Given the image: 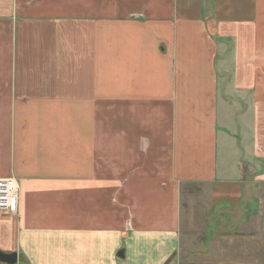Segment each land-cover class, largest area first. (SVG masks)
Listing matches in <instances>:
<instances>
[{"label": "crops", "instance_id": "crops-1", "mask_svg": "<svg viewBox=\"0 0 264 264\" xmlns=\"http://www.w3.org/2000/svg\"><path fill=\"white\" fill-rule=\"evenodd\" d=\"M259 56L264 0H0V179L20 184L0 249L256 264L264 127L241 120L264 100Z\"/></svg>", "mask_w": 264, "mask_h": 264}, {"label": "rangeland", "instance_id": "rangeland-1", "mask_svg": "<svg viewBox=\"0 0 264 264\" xmlns=\"http://www.w3.org/2000/svg\"><path fill=\"white\" fill-rule=\"evenodd\" d=\"M207 1H208V3H210V0H207ZM263 62H264L263 61V57H260L259 56L256 59V63L258 65L259 69L261 68L260 69L261 72L264 73V65L263 66H260V63L262 65ZM252 103H247V108H246V110H247L246 113L247 114L245 115V119H242V120L240 118L239 119L241 120V124H242L243 128L244 127H247V126L250 125L249 123H251V122H253L255 120V119H253V113L254 112H257L256 113L257 114V118H258L257 119V125L259 126V128L260 127L262 128V127H264V100L257 101V103H258L257 107H253V104ZM245 106H246V104L244 102H242L239 111L243 112V109H244ZM227 122H228V119H227ZM249 138H250L249 136H245V135L243 136L242 135V143H246L248 145V147L251 144V143L249 144V140H250ZM260 140H261L262 144H264V136L262 134H261ZM259 153L261 155V152H259ZM261 156H264V150H263V155H261ZM242 157H243V159H246L247 156L243 153L242 154ZM242 163H243L242 165L244 167L246 165V163L244 161ZM247 168H248V166H247ZM249 172L250 171H247V172H244V173L247 174V176H249L251 174V172L250 173ZM201 210H202V206L198 207V211L201 212ZM186 212H187V208L186 209L184 208V216H186ZM200 212H199V215H198L199 217H200ZM205 220H206V217H205ZM0 264H5V263H1L0 262ZM15 264H28V263H25L23 261L22 255H18V262L15 263ZM256 264H264V254H263V256H259L258 257V262Z\"/></svg>", "mask_w": 264, "mask_h": 264}, {"label": "built area", "instance_id": "built-area-1", "mask_svg": "<svg viewBox=\"0 0 264 264\" xmlns=\"http://www.w3.org/2000/svg\"><path fill=\"white\" fill-rule=\"evenodd\" d=\"M20 184L15 178L0 179V211L16 213Z\"/></svg>", "mask_w": 264, "mask_h": 264}, {"label": "water", "instance_id": "water-1", "mask_svg": "<svg viewBox=\"0 0 264 264\" xmlns=\"http://www.w3.org/2000/svg\"><path fill=\"white\" fill-rule=\"evenodd\" d=\"M117 256L120 259L125 257V249L122 248L118 251ZM0 262L5 264H15L18 262V253L17 252H5L0 249Z\"/></svg>", "mask_w": 264, "mask_h": 264}, {"label": "trees", "instance_id": "trees-1", "mask_svg": "<svg viewBox=\"0 0 264 264\" xmlns=\"http://www.w3.org/2000/svg\"><path fill=\"white\" fill-rule=\"evenodd\" d=\"M23 258V261L25 262V263H27V261L25 260V258L24 257H22Z\"/></svg>", "mask_w": 264, "mask_h": 264}]
</instances>
